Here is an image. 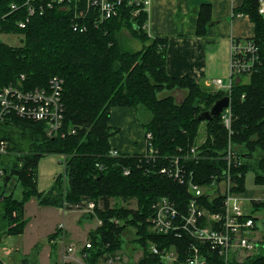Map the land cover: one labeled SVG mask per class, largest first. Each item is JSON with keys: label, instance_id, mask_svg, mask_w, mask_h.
Wrapping results in <instances>:
<instances>
[{"label": "trees", "instance_id": "16d2710c", "mask_svg": "<svg viewBox=\"0 0 264 264\" xmlns=\"http://www.w3.org/2000/svg\"><path fill=\"white\" fill-rule=\"evenodd\" d=\"M26 1L0 0L3 33L17 34L21 38V44L16 46L0 40V90L15 84L22 76L29 89L47 86L54 76L62 78L65 106L62 131L66 137L50 139L44 123L15 115L0 123V139L7 140L17 152H29L4 162L6 175L16 178L23 189L22 200L7 195L5 220L11 219L10 211L18 214V220L16 218L13 223L16 225H10L7 233H24V207L32 197L38 198L41 205L55 207H62L65 202L76 205L94 201L97 208L95 213H89V217H98L103 224L90 234L91 247H85L87 263L95 264L105 255L123 251L129 259L122 264H167L150 253L151 243L160 249L176 247L179 256L173 264L185 263L190 247L196 241L188 236L178 239L158 235L151 231L149 219L153 204L163 196H169L182 212H186L190 198L187 187L160 174H146L137 166L136 158L110 157L109 138L114 133L109 126L111 110L127 107L136 112H148L151 116L144 126L152 133V145L161 155L182 154L198 146L199 129L205 123L206 142L199 148L206 158L189 162L196 182L204 185L211 182L213 174L222 175L226 162L217 158L229 145V130L223 125L221 116L207 122L200 121L199 115L229 93H210L189 77L169 76L166 70L167 39H150L144 31L147 11L141 10L134 16L137 9L127 1L119 16L102 26L95 23L96 12L89 11L81 20L87 28L84 32L74 29V16L79 6L86 7L87 0H65L60 4L56 0H32L37 13L25 29H20L16 22L27 16ZM14 3L20 6L18 11L11 10ZM40 6L45 10L42 15ZM259 8L260 0H244L239 9L255 24L254 39L260 47L257 72L250 77L245 75L243 82H236L230 95L232 143L244 157L239 190L245 189L248 172L254 173L257 186L264 187V17ZM209 16L208 9L199 23V33L205 32ZM123 29H129L145 48L140 52L125 50ZM247 78L250 83L245 82ZM176 87L189 91L183 103H177L172 95L160 97L161 92ZM12 129L26 137L30 142L28 149L24 147L25 141L15 136ZM71 129L75 130L74 134H68ZM47 154L67 156L68 184L64 185V175H61L53 188L42 194L37 191V167L39 159ZM163 162L159 161L158 167ZM128 166L132 167V173L126 176L123 168ZM112 199L116 201L115 205L111 204ZM133 200L137 202L136 208L130 207ZM202 203L208 204L205 200ZM210 210L217 211L211 207ZM259 244V252L242 263L234 259L233 264H264V239ZM203 249L207 255L213 254L210 248ZM137 250L142 251V256L135 261L133 255Z\"/></svg>", "mask_w": 264, "mask_h": 264}, {"label": "built area", "instance_id": "2783aa9c", "mask_svg": "<svg viewBox=\"0 0 264 264\" xmlns=\"http://www.w3.org/2000/svg\"><path fill=\"white\" fill-rule=\"evenodd\" d=\"M59 4L65 0H56ZM71 1V0H68ZM128 2L130 6H135L137 10L134 16L139 15L141 10L146 11L150 0H87L86 7L75 12L76 22L74 29L84 32L87 30L82 25L81 20L85 19L89 11L96 12L95 23L102 26L107 21L116 18L120 14L121 7ZM26 18L16 22L20 29H25L30 18L37 13V8L32 0L25 3ZM52 6V3H48ZM20 6L16 3L11 5L12 11H18ZM40 14H44V6H40ZM260 14L264 17V0H260ZM6 16L3 17V20ZM82 25V26H81ZM0 33H3V26L0 23ZM4 34V33H3ZM260 47L255 39H235L231 47V75L228 84L222 79H216L215 85L220 90L232 93L234 84L243 82L244 76L250 77L258 70ZM64 80L54 76L45 87L27 88L25 86V76H22L15 84L8 85L0 90V123L6 121L10 116H18L46 125V133L50 139L66 137L63 132V121L65 106L63 102ZM222 123L232 133L233 113L232 106L225 108L221 114ZM71 129L68 134H74ZM147 150L143 153L145 162L149 166H138L148 175L160 174L177 184L187 187L190 195L186 212H182L169 196L159 198L153 204V214L149 219L150 229L158 235L173 236L182 239L188 236L196 241L190 247L187 261L183 264H233L234 259L242 263L247 257L259 252L262 239L253 237L257 232L256 219L252 211H246L239 198L233 194L239 185L234 180L237 177L235 169H240L244 164V157L239 148L232 146L229 142L227 147L217 159L226 162V167L222 171L221 178L212 176L208 184L196 182L194 172L188 169L189 162L201 161L206 158L202 154L199 146L192 147L188 152L177 155H161L152 145L153 135L150 132L146 134ZM182 152V151H181ZM29 152H17L13 150L7 140L0 139V181H5L8 177L5 173L4 162L6 158L14 159L21 157ZM111 158H128L130 155L122 154L115 149L109 153ZM66 155L63 156L64 165ZM164 161L163 165L158 167L159 161ZM144 163V160L141 162ZM100 169L103 166H99ZM124 174L129 176L132 173V167H124ZM10 177V176H9ZM11 179V178H10ZM66 172L64 173V185L67 182ZM223 183V186H222ZM205 200L208 204L202 203ZM66 208L75 206L84 210L86 213H95L97 205L94 201H85L76 205L64 203ZM209 206V207H208ZM211 208L217 211L210 210ZM119 223V221L114 220ZM103 224L99 220V225ZM85 247H91V241H88ZM210 248L213 252L210 256L204 252L203 248ZM74 251V247L68 248V252ZM151 254L159 256L165 263L173 264L178 260V250L176 247L160 249L156 244H150ZM84 255V259L86 257ZM220 261V262H219ZM124 262L123 252H117L113 255H105L99 263L95 264H122Z\"/></svg>", "mask_w": 264, "mask_h": 264}, {"label": "crops", "instance_id": "0c3cea01", "mask_svg": "<svg viewBox=\"0 0 264 264\" xmlns=\"http://www.w3.org/2000/svg\"><path fill=\"white\" fill-rule=\"evenodd\" d=\"M243 3L244 0H150L146 10L147 22L144 31L150 39H167L166 70L168 75L174 78L189 77L207 92L223 91L215 85L214 81L222 79L225 84L229 83L232 42L235 39H252L256 35V26L250 17L239 12ZM208 9L210 20L206 23L205 32L201 34L198 32V26ZM127 32L130 34L127 36L129 42H139L138 50L134 52L142 51L145 44L134 37L130 31ZM3 35L18 36L12 33ZM123 39L126 40L124 37ZM109 126L114 131L109 138L112 149L126 155H138L146 152L148 147L147 131L139 122L134 109L112 108ZM10 160L12 159H5V161ZM65 172L64 159L61 155L47 154L40 158L37 167V191L42 194L49 192L57 178L64 175ZM12 179L14 180L12 181ZM17 185L20 186L16 178H11L8 182H0V196L10 195L16 200H22L23 189L21 186V197L15 196L14 190ZM260 196L263 197L264 194ZM35 199L39 215H44L46 211H50L54 215L62 212L61 215H64V221L55 226L52 232L43 231L41 234L47 235L48 239V244H45L49 254L48 264H89L84 259L85 245L90 240V234L100 227V219L95 217V219L98 218V222L96 226L89 227L84 243L83 239L73 234V232H79V234H84V232L68 219V215H82V218L77 219V223L82 224L85 219H91L89 213L75 206L66 208L64 204L62 207L41 205L39 199ZM33 201L34 199L31 202ZM27 203L24 207L26 227L23 234H8L7 228L2 227L3 217L0 215V264H39L43 243L38 242L40 235L37 232L41 228L40 224H37L36 229L33 231L30 229L37 216H29L31 214L27 210L30 203ZM253 216L255 219L257 218L256 215ZM31 232H34L35 237H32ZM71 246L74 247V251L69 253L68 248ZM139 251L137 250L134 255ZM35 252L39 254L37 258ZM126 255L123 252L124 262L129 259V256Z\"/></svg>", "mask_w": 264, "mask_h": 264}, {"label": "rangeland", "instance_id": "374dc122", "mask_svg": "<svg viewBox=\"0 0 264 264\" xmlns=\"http://www.w3.org/2000/svg\"><path fill=\"white\" fill-rule=\"evenodd\" d=\"M127 31H130V30L129 29H123V31H122V36L124 38H126V40L122 38L123 48L125 50H127V51H132V52L137 51L139 42H136V41L129 42L128 41L129 39H128L127 36H129L130 34ZM130 33L132 34L131 31H130ZM0 40L5 42V43H7V44H9V45H12V46H16V45H20L21 44V38L19 36H16V35H11V36L1 35ZM245 82L246 83H250L249 82V78H247L245 80ZM212 92L216 93L218 91H211L210 93H212ZM188 93H189V91L187 89H182V88L176 87L174 89H171V91L166 90V91L161 92L160 93V97L164 98L166 96L172 95L175 98V101L180 104V103H183L186 100V98L188 96ZM150 116L151 115L148 112H146V111L137 112L138 120L141 123V125L144 127V129H145L144 124L146 122H148V120L150 119ZM12 130H14V133H15L14 135L15 136L18 135L21 140L25 141L24 142V147L26 149H28V146H29L30 142H28L26 137L24 135L22 136L21 132H17L15 129H12ZM232 134L233 133H231V135ZM228 138H229L228 139V143L229 142H233V137L230 136V133L228 135ZM205 142H206V125H205V123H202L201 126H200V129H199V143L203 144ZM231 145L235 146L236 148H238L234 144H231ZM60 155H61V157L64 156L62 154H60ZM130 158L138 159L137 160V162H138L137 166H140V165L141 166L142 165L145 166V164H146V162H145L146 158H144L143 154L130 155ZM213 158H215V157H213ZM143 160H144V163L142 164L141 162ZM225 167H226V165H225ZM188 169L190 170L189 167H188ZM236 173H237V177L234 180L236 181V183L239 185V188H240L239 179H241V177H242V172H241L240 169H237ZM218 174H220V173H215L212 176H219ZM221 176L222 175H220L219 177L221 178ZM13 180L14 179H12V181ZM66 180L68 182V178ZM0 182H3V181H0ZM222 186H223V183H222ZM239 188L235 189L236 191H234L233 194H234V196L236 198L240 199V201L242 202V205H243V207H245L246 211H252L253 215L257 216L256 223H257V228L258 229H257L256 233L252 234V236L253 237L256 236L257 238L260 237L262 239V238H264V196L261 197L260 195L264 194L263 193L264 187L257 186L255 184L254 173L253 172H248V173H246L245 189L244 190H239ZM0 192H1V190H0ZM14 193H15V196H17V198L21 197V188H20L19 185H17V188L14 190ZM252 195H254V196H252ZM33 199H34V201L31 202ZM7 201H8L7 196H5L4 198L3 197L0 198V215L4 218L3 221H1V223L3 224L2 227L8 229V227L10 225H13V223H16L15 220H16V218L18 220V214L17 213L14 214L13 211H10L9 213H12L11 214L12 215L11 219L7 218L5 220L4 215H8L7 211H5V207H6V204H7L6 202ZM28 203H30V204L28 205L27 212L29 214H31L29 216H35V215L37 216L36 221L30 227V229L33 231L34 229H36L38 227L37 224H40L41 230H39L37 232L38 235H40L38 242H42L43 243V245H42L43 251L40 252V255L37 252H35L34 254H35L36 258L39 255V258H40L39 264H48L49 254H48V252L46 250V245H45V244H48V241H47L48 239H47V235L43 236L41 234L43 233V231L47 232V233L48 232H52L55 226L60 225L64 221V219H63L64 215H61L62 212H60L58 215H54L50 211L44 212V215H39L40 213H39V210L37 209V206H36V199L34 197H32L28 201ZM111 204L115 205L116 201L112 199V203ZM130 207L131 208H136L137 207L136 200H133L132 202H130ZM13 215H15V216H13ZM25 218L28 219L26 216H25ZM79 218H82V215H68V219H70V221H73L74 224H76L77 227H79L78 229H82V232H84V234H79V232H73V234L77 235L78 238L83 239L82 241L85 243L86 242L85 237H86V234H87L86 232L88 231L89 227L96 226V224L98 222L97 221L98 218L97 219H95V218H93V219H85L84 221H82L83 222L82 224H79V222L77 223V219H79ZM15 225L16 224H14L13 226H15ZM61 226H63V225H61ZM59 229L61 230V228H59ZM31 235H32V237H35L34 236L35 235L34 232H31ZM81 235H84V236H81ZM88 241H90V240H88ZM43 253H45V255H43ZM141 256H142V252L139 251L138 253H136V255H133V259H135V261H137V260H139V258ZM54 260H55V258H54ZM125 260H127V257H125Z\"/></svg>", "mask_w": 264, "mask_h": 264}, {"label": "water", "instance_id": "95a60500", "mask_svg": "<svg viewBox=\"0 0 264 264\" xmlns=\"http://www.w3.org/2000/svg\"><path fill=\"white\" fill-rule=\"evenodd\" d=\"M230 103H231V97L229 95L223 96L222 98L215 101L209 110L201 113L199 115V120L211 122L214 119H218L221 116L224 109L230 106ZM6 180L8 182L10 180V177L8 176Z\"/></svg>", "mask_w": 264, "mask_h": 264}, {"label": "bare ground", "instance_id": "6f19581e", "mask_svg": "<svg viewBox=\"0 0 264 264\" xmlns=\"http://www.w3.org/2000/svg\"><path fill=\"white\" fill-rule=\"evenodd\" d=\"M246 157V156H245Z\"/></svg>", "mask_w": 264, "mask_h": 264}]
</instances>
